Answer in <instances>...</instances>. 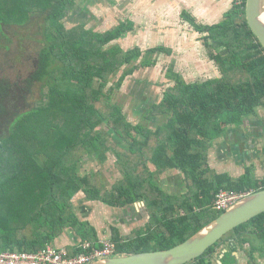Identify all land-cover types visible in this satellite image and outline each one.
Here are the masks:
<instances>
[{
	"label": "trees",
	"instance_id": "trees-1",
	"mask_svg": "<svg viewBox=\"0 0 264 264\" xmlns=\"http://www.w3.org/2000/svg\"><path fill=\"white\" fill-rule=\"evenodd\" d=\"M245 7L232 3L215 25L199 24L183 12L194 30L205 33L201 39L221 75L202 82L167 75L173 85L160 100L145 105L144 120L153 124L144 125L128 120L114 102L115 92L140 68L156 65L157 55L168 54L165 47L146 54L140 47L123 51L113 43L133 32L134 22L126 20L107 32L87 27L76 0H0V49H8L2 45L10 42L8 28L43 21L41 47L28 78L12 83L0 77V250L38 252L67 230L82 244L99 242L76 213L74 198L81 194L115 209L145 204L149 221L136 236L123 239L113 228L117 256L168 250L224 213L213 209L221 190H263L264 178L254 165L240 176L210 165L215 142L232 133L239 137L233 153H241L242 128L264 109V48L247 24ZM168 65L173 72L175 63ZM35 87L40 97L31 100ZM110 156L121 176L113 186L98 173H82L86 160L104 164ZM168 171L176 173L177 193L165 192L158 182ZM229 238L238 247L251 246L247 264H263L257 253L264 255V214L223 241ZM221 246L227 242L192 263L220 264L214 255ZM232 252H222L219 262L239 264Z\"/></svg>",
	"mask_w": 264,
	"mask_h": 264
},
{
	"label": "rangeland",
	"instance_id": "rangeland-1",
	"mask_svg": "<svg viewBox=\"0 0 264 264\" xmlns=\"http://www.w3.org/2000/svg\"><path fill=\"white\" fill-rule=\"evenodd\" d=\"M76 1L80 6L77 12L80 14L83 13L79 18H82V21L87 23V27L98 29L101 32H107L117 27L119 24L126 22L128 18L135 23L139 15L142 14L143 17H145L144 14L148 12V10L143 11L142 8L138 10L135 2L136 0ZM85 7L88 9V12H86L87 9ZM81 10L82 12H80ZM204 12L205 13L199 10V21L212 24L214 22L213 13H207L208 11ZM215 19L219 21L221 18L215 17ZM139 20L140 18H138L137 21ZM39 21L38 19H33L32 23L25 27L13 26L8 28V31L6 30L10 42L1 41L3 46H8V49L4 47L0 49V77L7 78L12 83H22L34 70V59L37 57L39 48L41 47L40 40L42 39V33H38L41 32L40 29L43 21ZM196 22L203 24L198 22V20ZM190 27L193 29L191 24L189 25V28ZM155 34L156 33L151 32L145 34L142 31H133L119 38L113 44L120 45L125 52L135 47H140L146 54L149 49L161 46L159 45L160 40L157 41L153 37ZM192 34L198 37H194L191 41L185 39L183 44H181L180 40L178 41V47L183 45V48L176 57L175 69L173 72H168V64L171 63H166L169 59L168 56H166L167 54L159 53L160 55H157V57H159V66L162 68H141L125 81L121 89L115 92L114 102L124 108V113L130 122L135 121L133 114L136 112L135 109H138L137 106H141L140 102L143 100H160L166 88L173 85L174 80L167 75L172 77V75L176 73L181 74L182 78L187 82H202L220 77L221 73L216 63L211 60L210 49L206 47L204 40L201 39L205 33L202 34L193 29ZM21 41L25 43V46H20L22 44ZM144 57H147V55H144ZM187 58L190 60H187ZM39 97V87H35L31 95V100H35ZM250 122H256L252 124L253 127H251L253 134L250 132V129H248L249 127L246 130L242 128V134L240 133L241 129H238L237 132L242 136L244 134V142H247L250 146L249 148L247 147V150L246 146L248 145L242 142V144L240 143L241 145H245L242 152L248 153V156L246 155L247 162H249V164H251V162L255 164L256 174L258 177L262 178L264 177V154L262 153L264 146V109H261L256 117H250L245 126H250ZM236 140H238L237 136L233 135L231 138H222L215 142L214 147L210 151V165L216 172H229L235 175L244 172L245 167L243 164L245 160L242 158L235 159V156H233L230 151V148L233 147L231 144L238 143ZM219 149L221 150L219 151ZM82 167V173H98L106 186H113L116 181L121 178L116 159L113 156H110L108 161L104 164L96 160H86V163H84ZM151 168L154 171V168ZM175 174L174 171H171L158 178V182L164 188L165 192H169L170 194L177 193L179 190L176 187L177 181L175 179ZM35 188H38V186L35 185ZM81 196L82 195H78L74 198L76 207L78 208L76 210L80 213L81 217L83 213L81 207L89 206L90 211L88 213H91L92 217L95 216L98 218V216L102 214L108 217V223H110L111 219L118 221V223L123 222L121 224L125 227L124 235L131 233V235H135L133 232L137 231L139 226L144 228L149 221L148 212L144 209L143 204L141 206L137 203L138 210L136 212L132 208L115 209L109 208L100 202H90L85 199L84 195L83 199L80 200ZM152 245L155 247L157 246L155 243ZM221 248L222 246L218 248V253ZM214 260L218 261V257L215 256ZM239 264H247L246 259L242 257Z\"/></svg>",
	"mask_w": 264,
	"mask_h": 264
},
{
	"label": "crops",
	"instance_id": "crops-1",
	"mask_svg": "<svg viewBox=\"0 0 264 264\" xmlns=\"http://www.w3.org/2000/svg\"><path fill=\"white\" fill-rule=\"evenodd\" d=\"M135 2L138 10H141L142 8L143 11L148 10L149 13L148 12L145 13L144 14L145 17H143L142 14H141L142 16L139 15L140 17L139 16L137 17V20L138 18H140V20L139 21L135 20L134 31L135 32L142 31L145 34L149 32L156 33L153 37L157 41L160 40L159 45H161L157 47L166 48L168 54H170V55L168 54L166 55L169 58L166 63H171V64L176 63V57L183 48V45L182 46L180 45L178 47L179 45L178 41L180 40L181 44H183V41L185 39L191 41V39H193L194 37L195 38L198 37L197 35L192 34L194 28L193 29L191 27L189 28L190 24L187 23L182 17L183 12L185 11L188 12L189 14L194 16L196 20H198V22H200L198 16L199 10H202L203 13H205L204 11H208L207 13L211 12L214 15V22L212 24L207 22H200V23H203V25H215L221 22L223 20L224 15L232 8V0H136ZM77 8L78 9L80 8L78 3H77ZM86 12H88V9L86 10ZM215 17H219L221 19L219 21H216ZM126 20H130V18ZM187 60L190 59L187 58ZM154 68L160 69L162 67L159 66V62H158L150 69H154ZM241 141H243L244 143L243 139ZM231 145L233 146L232 147L233 149L235 147L234 145L236 144L232 143ZM220 150L221 149H219V151ZM236 155L237 154L233 153L235 159L236 158L243 159L241 153H239L238 156ZM230 174L232 176H240L242 173L238 175L232 173ZM80 200H82V197L80 198ZM76 209L78 208L76 207L75 204V210ZM81 209L83 212V213L81 212L82 217L80 216V213L77 212V210L76 213L81 218V220L89 222L90 228H93L95 230L97 239L99 241V242H87L91 244V246L99 247L101 246L102 241L107 239L112 240L114 235L113 228L118 229L121 235L124 237L125 227L124 225L121 224L123 222L118 223V221L111 219L110 223H108L107 222L108 217L105 215L102 214L99 215L98 218L100 220L95 216L92 217L91 213H88L90 211L89 206L81 207ZM122 243H127V242H122ZM114 244L116 245L115 242ZM51 245L56 248H64L68 251L70 255H74L77 251L81 249L80 246L82 245V242L80 241V238L76 236L74 231L67 230Z\"/></svg>",
	"mask_w": 264,
	"mask_h": 264
},
{
	"label": "water",
	"instance_id": "water-1",
	"mask_svg": "<svg viewBox=\"0 0 264 264\" xmlns=\"http://www.w3.org/2000/svg\"><path fill=\"white\" fill-rule=\"evenodd\" d=\"M245 14L249 28L264 48V0H246ZM262 214L264 189L248 194L187 241L171 249L120 255L91 264H190L201 258L227 234Z\"/></svg>",
	"mask_w": 264,
	"mask_h": 264
},
{
	"label": "built area",
	"instance_id": "built-area-1",
	"mask_svg": "<svg viewBox=\"0 0 264 264\" xmlns=\"http://www.w3.org/2000/svg\"><path fill=\"white\" fill-rule=\"evenodd\" d=\"M235 6H243L246 0H232ZM250 193H235L221 190L214 202L213 209L225 212L239 200ZM88 242V241H87ZM80 246V252L71 256L64 248L46 246L38 252L1 251L0 264H91L97 260L115 257L116 245L112 240H104L100 248L89 243Z\"/></svg>",
	"mask_w": 264,
	"mask_h": 264
},
{
	"label": "flooded vegetation",
	"instance_id": "flooded-vegetation-1",
	"mask_svg": "<svg viewBox=\"0 0 264 264\" xmlns=\"http://www.w3.org/2000/svg\"><path fill=\"white\" fill-rule=\"evenodd\" d=\"M80 12H82V10L80 11ZM83 14V13H82ZM152 68V67H151ZM141 69V68H140ZM150 69V68H149ZM148 102H154V101H150V100H143L142 102H140L141 103V106L139 107V106H137V108L138 109H135V111L136 112H134V114H133V116H134V118H135V121H133L132 123H134V124H138V123H140V124H144V125H148V124H153V122H146L145 120H144V115H145V105L148 103ZM127 117V116H126ZM128 118V117H127ZM159 118V117H158ZM161 118V117H160ZM137 119V120H136ZM254 123H256V122H252L251 124L249 123V125L250 126H246V128H243V129H247L248 127V129H250V132H252L251 131V127H253L252 126V124H254ZM259 133V132H258ZM252 134H253V132H252ZM233 135H235L234 133H232L231 134V136H233ZM243 136H244V134H243ZM242 139L243 140H245L244 139V137H242ZM229 141H231V140H229ZM237 141V140H236ZM243 143V142H242ZM241 143V144H242ZM245 143V145H248L247 144V142H244ZM241 144H239V145H237V147H239ZM245 145H241L242 147H241V155L243 156V160H245V162H244V164H243V166L244 167H247V166H251V165H254L255 166V164L254 163H252L251 162V164H249V162H247V160H246V157L248 156V153H246V152H242V150L245 148ZM235 146V145H234ZM250 147L249 145L248 146H246V149L248 150V148ZM264 147V146H263ZM232 148V147H231ZM230 148V151H231V153L233 154V150L235 149V147L233 148V149H231ZM229 151V150H228ZM228 153H230V152H228ZM230 153V154H231ZM262 153H263V151H262ZM264 154V153H263ZM247 155V156H246ZM241 157V156H240ZM107 162V161H106ZM256 167V166H255ZM168 172H171V171H168ZM167 173V172H166ZM164 175V174H163ZM162 175V176H163ZM257 175V174H256ZM258 176V175H257ZM121 177V176H120ZM264 178V177H263ZM99 203V202H98ZM102 204V203H101ZM141 206H142V204H143V207H144V209L146 210V207H145V204L144 203H139ZM104 205V204H103ZM106 206V205H105ZM108 207V206H107ZM110 208V207H109ZM127 208H129V209H133V210H135L136 212H137V210H138V208H137V204H135L134 206H132V207H127ZM122 209H125V208H122ZM147 211V210H146ZM148 212V211H147ZM185 213L184 212H182V215H184ZM139 220H140V218H139ZM146 225H147V223H146ZM146 225H145V227L143 228V227H141V226H139L137 229V231H134L133 233H135V236L137 235V232L139 233L140 231H142V229H145L146 228ZM119 231V230H118ZM125 231V230H124ZM154 231V230H153ZM119 233H120V231H119ZM132 234V233H131ZM131 234H128V235H124V237L121 235V233H120V236L123 238V239H128V238H130L132 235ZM220 242H227V247L226 248H224L223 246H222V248L220 249V252L218 253V250L216 251V253H215V255H214V257L216 256V257H218L219 258V256H220V254L222 253V252H224L225 251V253L228 251V248H230L233 252H232V254L237 258V260L240 262L241 261V259H242V257H244L245 259H246V262L248 263V259H249V256L247 255V253H246V250H248V249H251V246L249 245V244H246L243 248H241V247H238L236 244H235V242H238L236 239H233V238H229V239H227L226 241H223V239L220 241ZM134 244V243H133ZM218 253V254H217ZM223 256V254L221 255V257ZM257 256H262L263 258H258L262 263H264V255H263V252H259V253H257ZM238 262V263H239ZM218 263H219V260H218ZM190 264H193V263H190Z\"/></svg>",
	"mask_w": 264,
	"mask_h": 264
},
{
	"label": "clouds",
	"instance_id": "clouds-1",
	"mask_svg": "<svg viewBox=\"0 0 264 264\" xmlns=\"http://www.w3.org/2000/svg\"><path fill=\"white\" fill-rule=\"evenodd\" d=\"M113 242V241H112ZM76 255V254H75Z\"/></svg>",
	"mask_w": 264,
	"mask_h": 264
}]
</instances>
